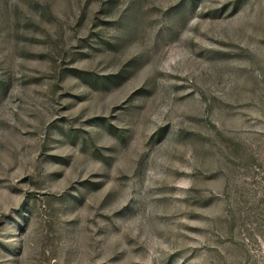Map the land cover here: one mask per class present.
Wrapping results in <instances>:
<instances>
[{"label":"rangeland","instance_id":"1","mask_svg":"<svg viewBox=\"0 0 264 264\" xmlns=\"http://www.w3.org/2000/svg\"><path fill=\"white\" fill-rule=\"evenodd\" d=\"M0 264H264V0H0Z\"/></svg>","mask_w":264,"mask_h":264}]
</instances>
